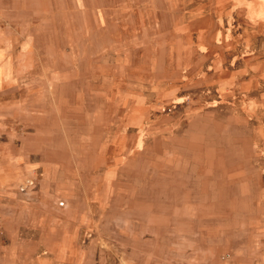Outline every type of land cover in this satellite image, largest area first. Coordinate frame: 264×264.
<instances>
[{"label": "rangeland", "instance_id": "obj_1", "mask_svg": "<svg viewBox=\"0 0 264 264\" xmlns=\"http://www.w3.org/2000/svg\"><path fill=\"white\" fill-rule=\"evenodd\" d=\"M19 4L0 264H264V0Z\"/></svg>", "mask_w": 264, "mask_h": 264}, {"label": "crops", "instance_id": "obj_2", "mask_svg": "<svg viewBox=\"0 0 264 264\" xmlns=\"http://www.w3.org/2000/svg\"><path fill=\"white\" fill-rule=\"evenodd\" d=\"M24 5H20L19 0H0V102L16 94L18 86L22 84L23 78L19 77L18 54L34 52L35 34L33 28L29 29L32 25L28 22ZM19 8L22 10L20 16ZM7 95L9 96L6 97ZM2 117L0 103V130ZM22 176L23 169L17 166V162L8 169L0 166V192L8 186L15 185Z\"/></svg>", "mask_w": 264, "mask_h": 264}]
</instances>
